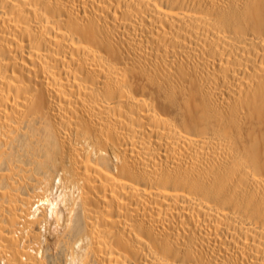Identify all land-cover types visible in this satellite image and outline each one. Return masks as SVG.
Instances as JSON below:
<instances>
[{
  "label": "bare ground",
  "instance_id": "6f19581e",
  "mask_svg": "<svg viewBox=\"0 0 264 264\" xmlns=\"http://www.w3.org/2000/svg\"><path fill=\"white\" fill-rule=\"evenodd\" d=\"M0 264H264V0H0Z\"/></svg>",
  "mask_w": 264,
  "mask_h": 264
},
{
  "label": "rangeland",
  "instance_id": "374dc122",
  "mask_svg": "<svg viewBox=\"0 0 264 264\" xmlns=\"http://www.w3.org/2000/svg\"><path fill=\"white\" fill-rule=\"evenodd\" d=\"M209 89H212V88L210 87ZM209 93H212V92L209 91ZM158 107H159V106H158ZM161 111H162L163 113H165V114L168 113V112H167V107H162V108H161ZM53 237H54L53 233L49 235V238H50V239H53Z\"/></svg>",
  "mask_w": 264,
  "mask_h": 264
}]
</instances>
